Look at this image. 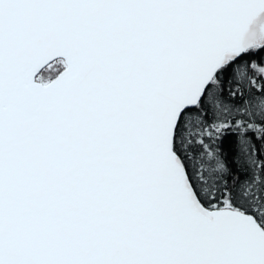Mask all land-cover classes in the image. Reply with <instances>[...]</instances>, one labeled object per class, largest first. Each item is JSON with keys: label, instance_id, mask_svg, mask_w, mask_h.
Listing matches in <instances>:
<instances>
[{"label": "snow or ice", "instance_id": "snow-or-ice-1", "mask_svg": "<svg viewBox=\"0 0 264 264\" xmlns=\"http://www.w3.org/2000/svg\"><path fill=\"white\" fill-rule=\"evenodd\" d=\"M0 264H264V0H0Z\"/></svg>", "mask_w": 264, "mask_h": 264}, {"label": "trees", "instance_id": "trees-1", "mask_svg": "<svg viewBox=\"0 0 264 264\" xmlns=\"http://www.w3.org/2000/svg\"><path fill=\"white\" fill-rule=\"evenodd\" d=\"M234 139V138H233Z\"/></svg>", "mask_w": 264, "mask_h": 264}]
</instances>
